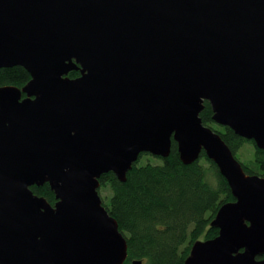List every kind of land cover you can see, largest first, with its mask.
<instances>
[{
    "label": "water",
    "instance_id": "1",
    "mask_svg": "<svg viewBox=\"0 0 264 264\" xmlns=\"http://www.w3.org/2000/svg\"><path fill=\"white\" fill-rule=\"evenodd\" d=\"M13 66L31 78L0 86V264H124L100 177L125 182L173 140L235 198L184 264H264V177L200 116L208 101L264 150V0H0V69ZM45 183L54 206L31 189Z\"/></svg>",
    "mask_w": 264,
    "mask_h": 264
},
{
    "label": "trees",
    "instance_id": "2",
    "mask_svg": "<svg viewBox=\"0 0 264 264\" xmlns=\"http://www.w3.org/2000/svg\"><path fill=\"white\" fill-rule=\"evenodd\" d=\"M80 70L67 76L76 78ZM30 74L21 66L0 69V86L22 88ZM200 116L203 124L219 132L247 174L264 177V150L254 140L237 135L231 128L216 124L208 101ZM246 144L253 146V155L247 162L239 157ZM143 153L121 182L113 172L100 177L101 188H108L110 198H102L109 213L116 218L128 243L124 264H184L193 244L214 238L218 228L212 227L219 208L234 201L226 178L213 160L202 151L192 164H184L173 140L171 154L157 157L158 163L141 162ZM33 192L45 197L51 204L56 201L50 185L31 186ZM257 258H262L258 256Z\"/></svg>",
    "mask_w": 264,
    "mask_h": 264
},
{
    "label": "rangeland",
    "instance_id": "3",
    "mask_svg": "<svg viewBox=\"0 0 264 264\" xmlns=\"http://www.w3.org/2000/svg\"><path fill=\"white\" fill-rule=\"evenodd\" d=\"M238 154H239V157L241 160L247 162L248 159L251 158L253 155V146L251 144H246ZM147 161H151L153 163H158L159 159L153 155H150V157L147 155H144L141 159V162L145 163ZM100 195L102 196V198H105L106 200H108L110 198L111 192L108 188H101L100 189ZM216 235H218V234H216ZM203 240H205V239H203Z\"/></svg>",
    "mask_w": 264,
    "mask_h": 264
},
{
    "label": "flooded vegetation",
    "instance_id": "4",
    "mask_svg": "<svg viewBox=\"0 0 264 264\" xmlns=\"http://www.w3.org/2000/svg\"><path fill=\"white\" fill-rule=\"evenodd\" d=\"M26 95H24V97H25ZM56 198V197H55ZM57 202V199H56V201H55V203ZM55 203L54 204H52L53 206L55 205Z\"/></svg>",
    "mask_w": 264,
    "mask_h": 264
}]
</instances>
